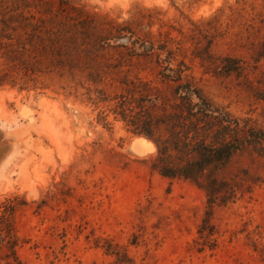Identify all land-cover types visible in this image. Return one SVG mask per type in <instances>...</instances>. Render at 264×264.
<instances>
[{
  "label": "rangeland",
  "instance_id": "rangeland-1",
  "mask_svg": "<svg viewBox=\"0 0 264 264\" xmlns=\"http://www.w3.org/2000/svg\"><path fill=\"white\" fill-rule=\"evenodd\" d=\"M7 34L49 48L0 86V264H264V142L166 179L128 122L215 130L180 84L264 131V0H0Z\"/></svg>",
  "mask_w": 264,
  "mask_h": 264
},
{
  "label": "trees",
  "instance_id": "trees-1",
  "mask_svg": "<svg viewBox=\"0 0 264 264\" xmlns=\"http://www.w3.org/2000/svg\"><path fill=\"white\" fill-rule=\"evenodd\" d=\"M40 13L44 14L45 12ZM37 26L35 23L34 25L17 26V28L22 32H37L35 28ZM15 29L11 28L10 31ZM38 33L40 32L38 31ZM8 36L11 35H3L2 37L5 38H0V56L5 62V68L0 69V86L5 83L18 84V66L27 65L24 61L20 62L19 58L29 48L34 54L36 50L49 48L44 44L43 46H35L26 39L21 42L18 38H7ZM5 40L8 42H3ZM22 69L27 71L25 67ZM28 71L32 72L34 69L29 68ZM180 88L185 89L181 99L190 104V108L185 109L183 113L191 118L198 115L214 118L216 122L215 130H202L192 124L180 126L177 124L175 117H170L166 119L168 129H166L165 134L155 138L156 122L151 116H140L138 112H134L130 121H128L134 134L142 136L155 144L157 157L152 164V169L156 170L161 177L193 180L196 175L209 167L224 166L247 141L251 143L264 142V131L261 130H245L244 137H238L241 127L239 120L232 119L226 114L211 108L200 98L197 92L188 86H180L179 84L176 89L180 90ZM192 96L196 98V101H193ZM121 117L125 120L126 116L122 114ZM214 133L218 136L215 141L211 140ZM206 224L207 222L204 221L201 227L202 231H205ZM8 253L7 257L10 258V264H21L11 247H8ZM116 255L118 254L116 253ZM123 257L118 255V262H124Z\"/></svg>",
  "mask_w": 264,
  "mask_h": 264
},
{
  "label": "bare ground",
  "instance_id": "bare-ground-1",
  "mask_svg": "<svg viewBox=\"0 0 264 264\" xmlns=\"http://www.w3.org/2000/svg\"><path fill=\"white\" fill-rule=\"evenodd\" d=\"M30 121H32V119H30ZM135 142L137 143V145L139 146H144V147H147L148 145H150L151 143L146 140L145 138H142V137H137L135 138ZM134 147V146H133ZM149 147V146H148Z\"/></svg>",
  "mask_w": 264,
  "mask_h": 264
}]
</instances>
